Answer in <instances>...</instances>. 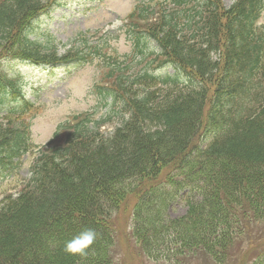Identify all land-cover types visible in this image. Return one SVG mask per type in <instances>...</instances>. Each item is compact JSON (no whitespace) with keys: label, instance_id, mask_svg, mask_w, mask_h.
<instances>
[{"label":"trees","instance_id":"obj_1","mask_svg":"<svg viewBox=\"0 0 264 264\" xmlns=\"http://www.w3.org/2000/svg\"><path fill=\"white\" fill-rule=\"evenodd\" d=\"M166 1L158 14L137 6L126 26L136 53L153 54L152 40L156 57L132 73L108 64L104 94L121 97L128 116L109 135L91 116L60 124L21 188L0 201V264H116L108 223L128 197L130 236L148 261L264 264V28L255 25L264 0ZM47 3L0 0V60L80 59L28 38ZM164 63L176 74L150 71ZM22 94L20 78L2 70L0 105L9 103L12 117L0 120V176L19 169L30 148L20 117L31 104ZM208 131L205 145L193 147ZM180 192L185 211L169 218ZM86 228L97 233L87 254L65 253V241Z\"/></svg>","mask_w":264,"mask_h":264},{"label":"rangeland","instance_id":"obj_2","mask_svg":"<svg viewBox=\"0 0 264 264\" xmlns=\"http://www.w3.org/2000/svg\"><path fill=\"white\" fill-rule=\"evenodd\" d=\"M140 1L52 0L45 11L32 19L28 36L44 52L54 47L58 55L69 51L80 59L53 67L22 60L2 61L1 67L8 74L21 76L22 91L25 98L33 104V109L24 116L25 122L30 124L32 145L23 155L19 169L12 175L0 176V201L7 194L15 195L21 188L29 176V166L37 155L38 147L48 141L59 123L74 115L87 113L93 119L105 120L101 130L109 134L128 116L118 99L112 101L109 96H103L99 88L108 84L106 78L110 62L119 65L121 69L128 65L130 73L140 71L145 66V59L139 63L137 61L139 54L136 51L141 46L136 48L134 38L124 24L127 14ZM232 1L224 0V3L229 5ZM154 2L161 3L163 0ZM257 24L264 26V11ZM154 47V41H146L147 52ZM133 55L136 58L128 61ZM173 73L174 69L168 65L157 70L159 75ZM0 107V115L5 117L6 106ZM210 133L208 131L205 136L198 134L192 146L197 148L205 145L210 139ZM168 173H172L170 168L164 170L160 176L165 177ZM184 197L185 192H180L175 199H170L167 217L174 218L184 213ZM194 198L200 196L196 195ZM134 202V198L128 197L108 223L114 236L112 252L116 264H166L163 261H148L134 244L129 228ZM259 236L264 237V234ZM188 264L203 263L201 259L194 258ZM225 264H235V257Z\"/></svg>","mask_w":264,"mask_h":264},{"label":"clouds","instance_id":"obj_3","mask_svg":"<svg viewBox=\"0 0 264 264\" xmlns=\"http://www.w3.org/2000/svg\"><path fill=\"white\" fill-rule=\"evenodd\" d=\"M96 238V231L91 228H86L74 235L71 239L65 241L63 251L70 255H86Z\"/></svg>","mask_w":264,"mask_h":264}]
</instances>
